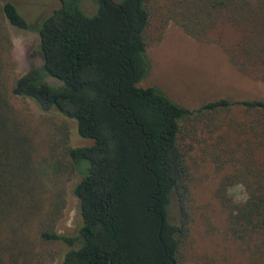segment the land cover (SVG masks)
Masks as SVG:
<instances>
[{
	"label": "trees",
	"instance_id": "16d2710c",
	"mask_svg": "<svg viewBox=\"0 0 264 264\" xmlns=\"http://www.w3.org/2000/svg\"><path fill=\"white\" fill-rule=\"evenodd\" d=\"M55 1L28 23L0 0V264H47L54 242L66 248L59 264H185L194 153L218 175L211 199L241 256L231 264H264V93L188 109L145 83L147 33L168 22L264 83V0ZM3 21L36 33L39 66L13 73ZM27 100L90 144L69 146ZM76 173V232L57 234Z\"/></svg>",
	"mask_w": 264,
	"mask_h": 264
},
{
	"label": "rangeland",
	"instance_id": "374dc122",
	"mask_svg": "<svg viewBox=\"0 0 264 264\" xmlns=\"http://www.w3.org/2000/svg\"><path fill=\"white\" fill-rule=\"evenodd\" d=\"M11 2L18 14L28 23H37L57 6L55 0ZM3 26L10 44L9 54L13 73L19 75L31 66H39L36 33L16 29L5 21ZM147 35L146 56L149 71L145 83L155 85L183 107L193 109L202 102L220 95L237 98L256 92L264 93V83L238 73L217 45L194 41L171 22L164 25L160 32L157 28H151ZM45 82L55 84L50 78H46ZM27 104L33 116L43 115L62 125L67 133L69 146L80 147L90 144L88 140L78 137L71 120L52 112H41L29 100ZM193 156L195 161L190 163L192 169L190 192L196 208L197 221L189 238L185 264H207L210 261L211 264L237 263L241 256L236 244L223 236L224 215L211 199L218 175L209 162L198 160L197 153ZM79 178L80 174L76 173L65 184V206L56 226L57 234L73 235L76 232L79 218L72 188ZM229 195L235 201L242 200L244 197L242 187H231ZM201 213L209 217L211 225L209 231L206 230L207 224L199 218ZM50 248L55 256L47 264H59L66 248L59 242H54Z\"/></svg>",
	"mask_w": 264,
	"mask_h": 264
}]
</instances>
